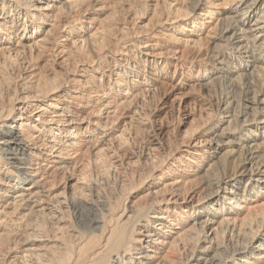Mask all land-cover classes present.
Listing matches in <instances>:
<instances>
[{
    "label": "bare ground",
    "instance_id": "obj_1",
    "mask_svg": "<svg viewBox=\"0 0 264 264\" xmlns=\"http://www.w3.org/2000/svg\"><path fill=\"white\" fill-rule=\"evenodd\" d=\"M215 78L166 147L146 98ZM0 264H264V0H0Z\"/></svg>",
    "mask_w": 264,
    "mask_h": 264
},
{
    "label": "rangeland",
    "instance_id": "obj_2",
    "mask_svg": "<svg viewBox=\"0 0 264 264\" xmlns=\"http://www.w3.org/2000/svg\"><path fill=\"white\" fill-rule=\"evenodd\" d=\"M208 80L209 79H205V80L201 79L198 82H194V84L193 83L191 84V82H188V81L184 80V82L182 84H179V85L175 84V82H167L165 85L160 86L159 89L157 88L156 91L153 94H151V96L146 98V100L144 102V104L145 103L146 104L143 106V109H144L143 112H145V113L150 115L149 119L150 118L154 119V120L156 119V123H154V125L156 127L159 124L162 125L161 129H164V132H165L164 133L165 134L164 135V142H165L166 147L169 146L170 149H173V148L175 149L176 147H178V144L180 143L181 139L188 140L189 137L191 136L190 133L192 131V127L193 126H190L192 124H189V122H190L189 119H188V121H186L185 124L179 125L180 124L179 123L180 120L181 121H185L186 120L185 116H187V114H194L193 115L194 116V122H192L193 124H195V123L198 124V123H201V122L203 123V125L201 123V128H198L199 130L203 131V130H205V128H209V126L212 125L216 121L215 120V116L218 113V109L223 106L224 100H226L227 97L230 94L232 96L236 97L235 98L236 101H238L240 99L241 94L238 93L239 89H236V91H235V89H233L232 92L227 93V91H225L224 85L221 83V81L219 79H217V78L212 79L207 84L206 82ZM202 84H203V86H202ZM197 86H200V87H197ZM208 87H209V89H208ZM221 91H223V92H221ZM185 93H186V95H185ZM179 94H180V97H179ZM183 94L186 97H184ZM199 98L200 99H204L203 100L204 102L205 101L206 102L209 101L207 103L210 104V108L209 109L212 110L211 111V116L213 117V118L210 119L211 121L209 120V124L207 123V121H208L207 119H206L207 121H205L204 120L205 118L199 117V116L196 115V114H199V112H200V110H199L200 108H198V107L202 106V108H203V105H200L202 103L197 100ZM193 100H195V101H193ZM191 101L193 102V105L195 107L192 105ZM169 103H170V105H169ZM179 103H180L181 106H180V110L178 111V109H177L178 105L177 104H179ZM187 103H188V105H187ZM196 103H198V104H196ZM183 106H186V107H183ZM188 108H189V110H188ZM195 116H197V117H195ZM203 116L206 117L205 115H203ZM198 117H199V119L201 118L200 122H199V119H197ZM160 118H161V121H160ZM195 119H196V121H195ZM202 119H203V121H202ZM188 126L191 127V128H189ZM186 130H189V131L185 135V133H183V132H185ZM159 134H160L159 136H161V132H159ZM135 150H137V151L139 150L138 146L135 148ZM224 152H227V151L222 150L221 155H220V157L222 156L221 162H224L223 166L220 163L216 162L215 165H214V168L212 170L213 173L216 174V175H221L224 172H231L232 170H234V167L236 166V162L235 163L234 162H230V163H226L225 162V160H224L225 157L223 156ZM137 163H140V166L143 164V162L141 164L140 161L137 162ZM112 177H114V176H110V179H109V181L111 182V183L109 182V187L107 185H104V186L102 185L99 188V192H98L97 196L100 198V200H108L110 196L114 197V194L116 193V189H115V186H114L115 177L114 178H112ZM199 182H200V179L197 181V183H199ZM110 185H112L113 187L111 188ZM144 186L146 187L147 185L146 184L142 185L141 183H136L133 186L132 191H133V194H135L132 197L133 200L138 199L140 197V195L142 194L141 190L144 188ZM106 188H107V190H106ZM105 193H106V196L110 195V196H107L108 199L106 198ZM110 200H113V198H110ZM128 200H129V198H128V194L127 193L120 194L118 196V198L116 199V201L118 203V208L126 206V204L128 203ZM261 203L263 204V202H261ZM68 215H69L68 216L69 224H70V226H72L73 229H76V230H79V231H83V232L84 231L95 232V231H98V229L100 227V224L97 223V222H95V223H91L89 221H87V222L86 221L85 222H77V220H75V218H73V216L71 214H68Z\"/></svg>",
    "mask_w": 264,
    "mask_h": 264
}]
</instances>
